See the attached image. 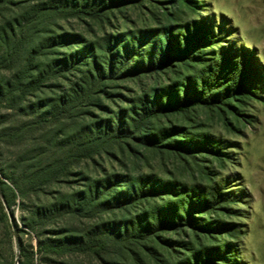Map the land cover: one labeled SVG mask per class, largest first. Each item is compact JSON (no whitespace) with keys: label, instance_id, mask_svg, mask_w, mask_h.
<instances>
[{"label":"trees","instance_id":"obj_1","mask_svg":"<svg viewBox=\"0 0 264 264\" xmlns=\"http://www.w3.org/2000/svg\"><path fill=\"white\" fill-rule=\"evenodd\" d=\"M144 1L0 0V220L12 240L10 216L21 233L13 208L23 210L22 223L37 242L28 253L20 241L21 258L30 264H75V255L97 264L231 260V245L196 251L191 242L193 230H215L198 223L195 214L210 212L223 200L219 186L106 173L89 179L81 190H59L52 201L42 199L78 176L82 163L114 149L123 153L133 140L192 155L191 141L176 139L181 129L152 125L198 106L219 108L247 94L253 81L245 64L226 53L214 54L217 38L198 21L109 35L77 51L60 52L66 44L86 41L53 30L57 21L97 20L105 27L114 7ZM191 10L196 14V8ZM128 83L140 86L142 94L124 109L118 104ZM110 104L118 111H111ZM192 142L195 151L205 146ZM91 218L96 223L84 229L83 220Z\"/></svg>","mask_w":264,"mask_h":264},{"label":"rangeland","instance_id":"obj_2","mask_svg":"<svg viewBox=\"0 0 264 264\" xmlns=\"http://www.w3.org/2000/svg\"><path fill=\"white\" fill-rule=\"evenodd\" d=\"M191 8L197 9L196 14ZM112 13L105 27H101L97 20L69 18L57 21L53 30L69 37L80 36V41H86L83 45L66 44L60 52L77 51L109 35L198 21L217 38L213 53L237 57L245 64L253 82L245 96L224 106H198L185 116L170 117L152 125L157 130L171 124L181 129L176 139L191 141L192 155L183 150H154L133 140L128 142L123 153L114 149L82 163L76 170L78 176L68 184L48 190L42 199L52 201L51 195L59 190L65 193L81 190L89 179L102 178L106 173L148 178L156 183L188 184L200 188L219 186L225 193L223 200L214 210L195 214V219L200 220L198 223H210L215 230H193L190 233L193 249L202 251L228 244L232 246L228 253L231 260L218 264H264V0H146L128 3L123 8L114 7ZM185 73L191 74L190 70ZM144 83L154 85L151 81ZM125 87L122 92L124 100L118 104L124 109L129 107L130 99L135 100L142 94L137 84L128 83ZM46 95L50 97L52 94L46 92ZM109 109L118 111L116 104H110ZM196 140L203 141L205 146L201 150H194L192 141ZM160 201L165 200L161 197ZM13 209L15 221L23 232L18 233L10 216L15 234L11 240L0 220V264H30L21 258L20 241L28 253L32 247L36 248L37 242L30 238L22 223L23 210ZM83 223L82 227L87 229L96 220L84 219ZM77 227L83 230L81 226ZM176 237L173 239L187 241L185 236ZM73 262L97 264L81 255H75Z\"/></svg>","mask_w":264,"mask_h":264},{"label":"water","instance_id":"obj_3","mask_svg":"<svg viewBox=\"0 0 264 264\" xmlns=\"http://www.w3.org/2000/svg\"><path fill=\"white\" fill-rule=\"evenodd\" d=\"M0 194H1V192H0ZM2 199H4V198L2 197ZM19 256H20V255H19V253H18V258H19Z\"/></svg>","mask_w":264,"mask_h":264}]
</instances>
